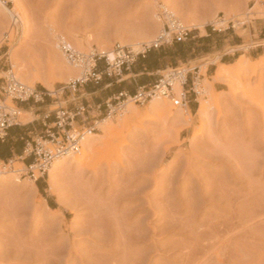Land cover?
Returning a JSON list of instances; mask_svg holds the SVG:
<instances>
[{"label": "rangeland", "instance_id": "rangeland-1", "mask_svg": "<svg viewBox=\"0 0 264 264\" xmlns=\"http://www.w3.org/2000/svg\"><path fill=\"white\" fill-rule=\"evenodd\" d=\"M6 7L21 21L13 27L8 14L0 21V82L10 67L30 87L45 88L19 72L47 78L52 90L81 79L80 69L74 79L62 73L72 65L59 36L85 55L124 48L134 63L173 49L175 42L153 47L167 29L166 8L188 36L183 55L160 60L159 76L196 68L202 94L193 112L163 96L158 104L128 101L137 114L129 123L125 107L96 133L92 154L35 182L16 173L21 160L4 162L16 171L0 176V264H264V65L245 68L264 57V0H8ZM203 43L213 51L242 45L223 70L242 72L216 79V64L210 76L218 55L190 59ZM98 66L103 71L104 60ZM61 100L72 107L68 96Z\"/></svg>", "mask_w": 264, "mask_h": 264}, {"label": "built area", "instance_id": "built-area-1", "mask_svg": "<svg viewBox=\"0 0 264 264\" xmlns=\"http://www.w3.org/2000/svg\"><path fill=\"white\" fill-rule=\"evenodd\" d=\"M5 6H8V0H1ZM13 27L20 26L18 17L13 14L10 16ZM167 29L158 40L154 42L153 47L157 48L163 43L180 42L183 37L188 36L187 29L179 25L175 17L168 18ZM59 51L72 64L80 66L82 71L81 79L64 84L57 89L49 91L36 87H30L21 83L13 74L11 67L4 72L0 82V140L5 138L7 130L17 123L20 111L16 107L17 103H43L44 100H50L53 107L45 117L47 120L52 117V121L44 124L41 135L29 147L26 156L32 158L29 165H25L24 170H18L16 173L21 177H27L35 182L37 179H43L48 175V170L52 163L67 157L79 156L84 141L97 132L99 125L105 118H111L120 114L128 101L134 104L144 105L149 103L157 95L171 99L173 105L181 108L188 107L187 96L191 95L194 102L201 93L199 87V70H185L175 67L165 74L160 75L155 83L149 86L137 88L132 96L119 93L113 99L107 100L103 105H98L94 109L79 104L71 108L63 106L61 102L65 96L75 102V92L77 87L92 82L97 85L101 81L102 74L107 77H119L122 71L127 70L135 61L136 55L124 48L116 51V57L109 60L104 54L92 53L89 55L76 52L64 39L58 41ZM104 60V70L97 72L96 65L98 61ZM196 71V72H195ZM179 83L181 93L178 99L173 97V85ZM10 100L11 105L6 101ZM101 116L103 118L99 119ZM0 167V175L3 173L5 165ZM9 163V161H8Z\"/></svg>", "mask_w": 264, "mask_h": 264}, {"label": "crops", "instance_id": "crops-1", "mask_svg": "<svg viewBox=\"0 0 264 264\" xmlns=\"http://www.w3.org/2000/svg\"><path fill=\"white\" fill-rule=\"evenodd\" d=\"M195 37H191V39ZM201 46H203V51L198 56L190 59L192 61H200L218 55L217 62L208 65L211 70L209 75L212 76L216 70V64L223 66L232 65L234 61L232 58L238 52L237 48L242 45L236 43L227 44L232 51H213L211 48L208 49V45L204 43ZM206 49L207 51L204 52ZM261 56H264V49L258 54V57ZM97 70L102 73L101 66H98ZM161 71L160 62L154 67H147L137 61L127 70L124 69L119 77H107L102 74L101 81L97 85L85 84L78 89V94L75 96V102L72 103V106L82 104L94 109L98 105H103L105 101L113 99L119 93L132 96L137 88L155 83ZM190 96H187L188 108L193 112L196 110V106ZM16 107L19 109L20 114H25L31 119L30 121H21L20 117H18L17 123L7 130L6 137L0 140V162L18 159L24 165H29L32 162V158L26 156L27 150L33 146V142L41 135L44 124L52 121V117L47 120H45V117L48 116L53 104L50 100H44L43 103H17Z\"/></svg>", "mask_w": 264, "mask_h": 264}, {"label": "bare ground", "instance_id": "bare-ground-1", "mask_svg": "<svg viewBox=\"0 0 264 264\" xmlns=\"http://www.w3.org/2000/svg\"><path fill=\"white\" fill-rule=\"evenodd\" d=\"M9 1H15V0H9ZM15 3V2H14ZM163 7V6H162ZM163 9V14L166 16V18H169L170 16H172V14L173 13H169L168 12V10L166 9V8H162ZM6 14H8V15H10V16H12L13 14H15L17 17H18V19L20 20V17H19V14L18 13H16L15 12V9L14 8H12V9H9V8H7L3 3H2V1L0 0V21H2V19L4 18V16L6 15ZM162 15V14H161ZM173 15H175V14H173ZM156 17H158V16H156ZM173 17V16H172ZM160 18V17H159ZM165 18V17H164ZM21 21V20H20ZM191 21V20H190ZM240 22V21H239ZM166 23V22H165ZM180 23H181V21H180ZM179 23V25L181 26V24ZM8 24V23H7ZM3 30V29H2ZM3 37V36H2ZM60 39H64V40H66L65 39V37H63V36H59L58 37V41L60 40ZM74 44V43H73ZM77 46V48H79L78 50H80L81 49V45H79V44H77L76 45ZM132 46L135 48V51L137 50H139L140 49V43H135V44H132ZM132 47V48H133ZM134 48L132 49V50H134ZM58 49H59V45H58ZM76 50V49H75ZM134 52V51H133ZM61 53V52H60ZM79 53V52H78ZM56 54V53H55ZM100 54H104L109 60H112V59H114L115 57H116V52H107L106 54L105 53H100ZM57 55V54H56ZM52 56V55H51ZM56 58V57H55ZM263 58V59H262ZM261 58V60H259V62L258 61H256V62H250L249 61V63L250 64H247V67H245L246 69L248 68V67H251L252 68V70L253 71H255L256 69H258V67L259 66H262V65H264V57H262ZM50 59V58H49ZM52 60V59H51ZM238 60H240V62H243V61H241V60H245L244 59V56H242L240 59H238ZM71 65H72V67H68L66 64V66L68 67V68H66V69H63V74L64 75H66V76H69V78H73L74 79V77L79 73V69H80V66H78V65H74V64H72V63H70ZM17 65V64H16ZM74 66V67H73ZM61 67V66H60ZM64 67V66H63ZM76 67V68H75ZM227 66H223V65H219V69H218V71H216V74H215V78L216 79H219V78H222L223 76H225V73L227 74V72H223V70L225 71V69H227L226 68ZM19 68V67H18ZM24 68V67H23ZM238 68V67H237ZM245 68H243V70L245 69ZM17 72H18V70H17ZM242 72V70H231L230 72H228V77L230 78V77H234V76H237V75H239L240 73ZM14 74V73H13ZM26 74V73H25ZM24 73H22V72H19V74H17V75H19V79L21 80V81H23V82H30L31 84H33V83H39V84H41L42 86H44L45 87V89H47V90H49V91H52V84H51V82H47L46 81V79H45V81H41V79L39 80L38 79V77H36V75H35V77L32 79V80H30L29 79V77L27 76V75H25ZM78 76V75H77ZM16 77V76H15ZM17 78V77H16ZM231 79V78H230ZM230 82V81H229ZM233 86V85H232ZM232 86H230V88H232ZM180 89H181V87H180V85H179V83H175L174 85H173V91H174V93L175 92H178V91H180ZM204 92V91H203ZM235 91L233 90V93H234ZM205 94H206V92H204ZM162 99V96L161 95H157L156 97H154L153 98V103L154 104H158L159 102H160V100ZM202 103V102H201ZM10 105V104H9ZM203 106V105H202ZM126 107V106H125ZM156 107V106H155ZM159 109H160V106L158 107ZM157 110V109H156ZM124 113L126 114V118H125V120H124V123L125 124H127V123H129L130 121H131V119L132 118H134L135 116H137V114H134V112H133V109L131 108V106L128 104V106L124 109ZM144 114V113H143ZM142 114V115H143ZM139 116V115H138ZM19 117H20V119L22 120V121H30V119H31V117L29 118V116H27V115H25V114H19ZM144 117L143 116H141L140 118H139V122H138V124H137V126L139 127L140 125H141V122L144 120L143 119ZM109 119L110 118H105V119H103L102 121H101V123H100V125H99V128H100V126L102 125V127L100 128L101 130H99V131H101V133L102 134H104L105 133V131H106V128L109 126V123L110 122H108L109 121ZM203 124V123H202ZM126 126V125H125ZM97 138H98V136L96 135V134H94V135H92V136H89L85 141H84V143H83V147H82V150H81V153H80V155L79 156H74V157H67V158H63V159H60V160H58V161H55L54 163H52V165L50 166V168H49V170H48V172H49V174L51 173V172H53V171H55V170H57V169H59V168H61L63 165H64V163L66 162L68 165H72V164H75V163H78V162H81L82 161V159H84L85 157L87 158L88 156H89V154L94 150V148H95V145L97 144ZM264 144V143H263ZM93 153V152H92ZM91 153V154H92ZM15 162H13V165L12 164H10V165H5V168H4V171H3V173L0 175L1 177H2V175L3 176H7V177H12V174L16 171L15 169H13L14 168V166H15ZM16 168V167H15ZM67 168V167H66ZM64 170V169H63ZM68 170H69V168H68ZM61 172H63L62 170H61ZM54 173H56V172H54ZM14 175V174H13ZM49 177H50V175H49ZM13 180H15V182H17V183H19L20 182V180L18 179V177H16L15 176V178L13 179ZM189 254V253H188ZM190 255V254H189ZM188 257H190V256H188Z\"/></svg>", "mask_w": 264, "mask_h": 264}, {"label": "trees", "instance_id": "trees-1", "mask_svg": "<svg viewBox=\"0 0 264 264\" xmlns=\"http://www.w3.org/2000/svg\"><path fill=\"white\" fill-rule=\"evenodd\" d=\"M201 41L203 42V41H205V39H201ZM185 46H186V44L181 42V41L175 42L173 49L160 48L158 50H150L147 52L146 55H144V56L140 55L138 57L137 61H139L140 64H142V63L145 64L147 67H154L168 53H170V54L177 53L179 55H183V53L185 51V49H184Z\"/></svg>", "mask_w": 264, "mask_h": 264}]
</instances>
